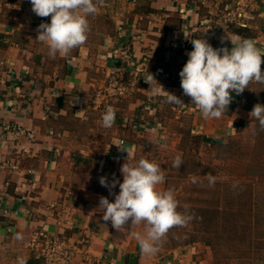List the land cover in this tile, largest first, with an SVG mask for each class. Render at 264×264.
<instances>
[{
  "label": "crops",
  "instance_id": "obj_1",
  "mask_svg": "<svg viewBox=\"0 0 264 264\" xmlns=\"http://www.w3.org/2000/svg\"><path fill=\"white\" fill-rule=\"evenodd\" d=\"M119 1L127 2L125 14L116 21L114 38L97 46L95 55L82 45L66 57L58 54L52 59L47 46L36 40L38 25L49 22L32 12L30 0H0V60L8 64L0 73L2 259L24 260L35 234L45 232L77 247L76 264H214L210 241L171 248L162 244L157 254H142L138 238L146 235L144 224L130 226L129 222L118 231L102 219L99 199L114 202V195L99 178L122 182L120 168L127 157L122 148H132L137 161L157 163L150 152V143L157 140L169 156L160 163L161 169L165 179H171L175 176L169 172L176 171H169L167 163L183 154L176 146L183 141L185 129L201 144L214 146L228 144L239 132L251 129L255 120L244 92L264 83L254 81L239 95L232 92L224 115L207 119L183 94L179 72L193 50L191 39L203 38L213 48L230 50L228 38L240 37L264 47V0H252L240 23L231 24L227 33L209 25L221 12L216 4L223 9L231 0ZM115 49L132 52L130 62L121 65ZM137 67L143 69L138 88L111 105L116 109L115 123L104 128L105 111L92 105L94 91L103 85L102 77L109 70L130 77ZM261 69L264 72V63ZM148 72L184 104L167 103L156 81L151 82L156 92L148 91L150 85L144 80ZM16 126L33 130L35 139L12 140L7 127ZM109 153L122 158L111 160ZM195 164L198 168L199 159ZM167 189L165 184L157 188ZM112 191L118 194L119 186ZM16 233L23 239L16 240Z\"/></svg>",
  "mask_w": 264,
  "mask_h": 264
},
{
  "label": "clouds",
  "instance_id": "obj_2",
  "mask_svg": "<svg viewBox=\"0 0 264 264\" xmlns=\"http://www.w3.org/2000/svg\"><path fill=\"white\" fill-rule=\"evenodd\" d=\"M30 3L36 16L51 17L50 23L38 25L36 40L47 46L52 59L58 54L66 57L73 49L86 43L88 17L94 16L99 10L95 0H30ZM98 3L103 6V0H98ZM228 39L232 44L230 50L227 47L213 48L203 38L191 39L193 50L187 53L188 59L179 72L183 94L191 98V103L207 119H220L224 115L231 103L232 92L239 95L254 81L264 83L261 69L264 47L258 48L252 39ZM144 80L150 85L148 91L155 93L156 89L151 83L156 81L153 75L148 72ZM162 90L160 94L167 103L176 106L184 104L175 94L165 91L163 87ZM249 115L264 130V105H254ZM115 117L116 109L108 106L101 118L102 126L111 128ZM122 149L127 153L120 168L122 182L115 177L111 182L107 177L99 178L101 186L108 188L109 194L114 195V202H110L107 197H100L102 219L110 222L118 231L129 225V222L130 226L144 224L146 235L138 238L141 253L155 255L172 228L185 227L195 217L178 211L179 203L173 189L157 190V186L165 182L160 165L144 158L137 161L132 148ZM182 164L181 156L177 155L172 166L180 168ZM207 180L209 186H214L215 177L211 173ZM192 182H197L195 177ZM117 185L118 194L112 191ZM15 239L22 240V234L16 233ZM19 264H26V261L19 259Z\"/></svg>",
  "mask_w": 264,
  "mask_h": 264
},
{
  "label": "rangeland",
  "instance_id": "obj_3",
  "mask_svg": "<svg viewBox=\"0 0 264 264\" xmlns=\"http://www.w3.org/2000/svg\"><path fill=\"white\" fill-rule=\"evenodd\" d=\"M95 2L99 10L88 17L89 32L84 44L94 55L97 46L109 37L114 38L116 21L125 14L127 6V2L119 0H103V6L98 0ZM40 19L50 23L51 17ZM109 72L92 96L95 101L92 105L103 111L115 101L130 97L139 84L124 95L110 96ZM128 78L127 74L122 75L125 83ZM244 94L246 104L252 109L258 103L264 105V86L253 85ZM177 116L182 115L178 112ZM254 120L251 129L239 132L225 145L201 144L190 130L183 131V141L176 146L183 153V164L174 168L173 162H168L167 169L175 170L169 172L175 177L166 178L161 185L174 190L178 211L195 218L185 227L172 228L162 243L165 247L210 241L214 264H264V130ZM150 145L152 157L158 160L156 164L169 159L157 140H152ZM209 173L215 177L214 186H209ZM193 177L196 183L192 182ZM0 264H19V261L14 257L0 258Z\"/></svg>",
  "mask_w": 264,
  "mask_h": 264
},
{
  "label": "built area",
  "instance_id": "obj_4",
  "mask_svg": "<svg viewBox=\"0 0 264 264\" xmlns=\"http://www.w3.org/2000/svg\"><path fill=\"white\" fill-rule=\"evenodd\" d=\"M252 0H231L227 7L221 9L219 4H216V8L221 12L218 19L213 24L209 25V28H217L219 31L227 33L230 25L233 23H240L239 21L244 17L245 13L249 9ZM114 54L120 60V64L130 62L131 55L125 49H115ZM8 69L7 61L0 60V73ZM142 68H134L130 71V77L127 83L122 80V71L118 69L110 70L108 74L110 89L109 95L118 96L124 95L131 90H135L139 83L140 72ZM158 72H161L159 69ZM113 90V91H111ZM10 135L12 140L17 141L21 136H26L28 139H35V133L31 129H24L20 126L10 129ZM124 140H120V144H123ZM111 160L120 161L121 156L118 154L109 153ZM8 213L7 210L4 211ZM36 253L37 257L43 260L44 264H76L77 247L70 243L67 239L57 235H49L45 232H38L33 237L29 245Z\"/></svg>",
  "mask_w": 264,
  "mask_h": 264
},
{
  "label": "trees",
  "instance_id": "obj_5",
  "mask_svg": "<svg viewBox=\"0 0 264 264\" xmlns=\"http://www.w3.org/2000/svg\"><path fill=\"white\" fill-rule=\"evenodd\" d=\"M24 260L26 261V264H44L43 260L37 257L31 249L27 252Z\"/></svg>",
  "mask_w": 264,
  "mask_h": 264
}]
</instances>
